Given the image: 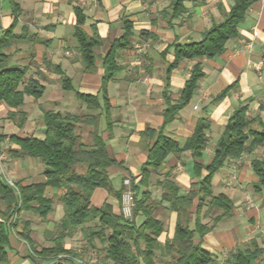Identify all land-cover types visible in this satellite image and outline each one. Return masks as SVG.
<instances>
[{"label":"crops","instance_id":"1","mask_svg":"<svg viewBox=\"0 0 264 264\" xmlns=\"http://www.w3.org/2000/svg\"><path fill=\"white\" fill-rule=\"evenodd\" d=\"M0 1L2 38L4 32L14 25L15 18L7 2ZM255 1L246 20L239 27L238 36L228 41L224 52L213 59L200 60L205 77L200 81L199 89L190 104L165 129L168 137L184 144L193 136L198 121L208 119L212 127L208 133L209 146L203 158L205 164L211 161L215 146L235 110L246 107L253 128L264 130V67L262 71H257L252 66L259 61L264 63V0ZM17 3L20 11L13 34L22 37L12 44L10 63L27 67L28 77L40 79L44 93L38 101L31 98L34 102L25 97L21 110L27 113V121L23 128L16 125L11 132L8 129L0 132L8 136L43 139L44 111L52 110L75 116L101 114L98 132L106 141L109 154L117 161V165L110 167L108 173L115 190L119 191L124 190L122 183L125 178L140 176L146 162V143L142 133L147 128L158 131L163 127L165 96L173 100L180 98L191 69L197 63L183 61L170 72L169 68L175 60L173 46L200 42L206 31L224 21L234 0H187L184 3V14L177 19L172 18L170 0H17ZM4 5L10 12H3ZM78 6L87 15L85 32L92 35L93 28H96L102 41V45L95 50L97 66L93 72L85 71L74 38V8ZM125 20L133 25V48L120 53L118 62L122 71L107 85L111 105L108 120L105 111H88L87 106L77 98L76 92L94 96L100 94L102 58L113 42L123 35ZM141 33H145L144 36ZM64 78L71 80L74 90L63 89ZM230 87L226 97L214 103ZM43 99L44 103L41 102ZM30 103L36 106L37 113L32 109V113L27 110ZM10 111L15 110L0 103V122H4ZM108 122L112 123L110 127ZM83 126L87 130H84L81 142L91 144L94 128ZM5 146L16 147L9 141ZM255 160L264 162V145L238 160L226 163L214 177V194H225L234 203L233 216L221 220L202 241L203 247L216 256V264H226L232 253L246 249L252 242H257L264 250V189L259 188V178L252 166ZM28 163L16 160L13 163L14 171L10 174L17 180L33 183L28 178H31L29 176L34 171L35 176L40 175L35 183L44 182L46 168L34 170ZM193 167L190 151L180 157L171 155L162 170L153 174L152 183L169 175L186 193L197 182ZM100 189L95 190L92 205L100 207L109 203L119 212L121 203L105 189L103 192ZM153 192L154 197L159 199L162 190L156 186ZM62 193L47 190V195L55 200V210L59 211L55 221L64 216V208L59 200ZM167 206L162 205L157 212V217L165 221L167 226V231L160 239L159 255L164 252L165 240L173 237L177 221V214L168 212ZM217 214L219 212L215 216ZM253 264H264V255Z\"/></svg>","mask_w":264,"mask_h":264},{"label":"trees","instance_id":"2","mask_svg":"<svg viewBox=\"0 0 264 264\" xmlns=\"http://www.w3.org/2000/svg\"><path fill=\"white\" fill-rule=\"evenodd\" d=\"M4 1L12 10L15 21L0 38V103L15 110L10 111L6 119L18 120V127L23 128L27 121V113L21 110L25 97L40 100L44 86L40 79L28 77L27 67L10 63L12 44L22 37L13 34L20 7L17 0ZM170 1L172 18L181 17L187 0ZM255 2L234 0L224 21L214 24L203 34L200 42L173 46L175 60L169 68L170 72L183 61L197 63L191 69L180 98L173 100L165 96L163 127L158 131L147 128L142 133L146 143V162L138 178H125L130 180L131 190L135 194L131 219L125 218L121 210L116 212L109 203L100 207L92 205L93 194L98 188L105 189L119 203L123 196V190L116 191L109 177L108 169L117 165V161L109 154L106 141L98 132L101 114L75 116L52 110L44 111L43 139L8 136L0 132V156L7 154L15 160L30 158L46 167L44 182L26 183L25 180H17L13 185L3 179L0 170V264H11L12 236L28 247V258L32 264H77L75 258L81 259L82 256L68 249L65 240L78 229L88 246L100 257V264H216V256L203 247L202 241L221 220L233 216L234 203L225 194H214V177L226 163L238 160L264 145V130L253 128L246 107L235 110L215 146L211 161L205 164L203 158L209 146L208 133L212 127L208 119L198 121L193 136L184 144L168 137L165 129L190 104L199 89V83L205 77L200 60L213 59L224 52L228 41L238 36L239 27ZM1 4L0 1V8ZM74 13L77 48L85 71L93 72L97 66L95 50L102 45V41L96 28H93L92 35L85 32V10L78 6L74 8ZM144 34L141 33V36ZM133 35L132 23L125 20L123 35L113 42L102 58L100 94L94 96L76 92L77 98L87 106L88 111H105L108 120L111 105L107 85L122 71L118 59L121 52L133 48ZM62 86L66 91L74 90L69 78L62 80ZM231 88L225 89L214 103L223 100ZM111 124L108 122L109 127ZM81 125L94 128L91 144L81 142ZM7 141L16 147L6 148ZM188 151L192 153L197 179L188 192H182L169 175L152 183L153 174L162 170L168 157H180ZM252 166L259 178V188L264 189V162L255 160ZM156 186L162 190L159 199L154 197L153 188ZM48 189L63 192L59 200L64 208V216L58 222L55 232L45 233L51 246L39 250L32 239V222L25 219L24 215L31 214L42 221L48 220L55 210V200L47 195ZM164 204L168 205V212L177 214V221L173 237L165 240L164 252L159 255L160 239L167 231V226L165 221L157 217V212ZM263 255L264 250L257 242H252L246 249L232 253L229 262L253 264Z\"/></svg>","mask_w":264,"mask_h":264},{"label":"rangeland","instance_id":"3","mask_svg":"<svg viewBox=\"0 0 264 264\" xmlns=\"http://www.w3.org/2000/svg\"><path fill=\"white\" fill-rule=\"evenodd\" d=\"M3 12L8 13L10 12L9 9L4 5L3 7ZM137 44H135L134 46H136ZM46 98V97H45ZM28 100H32L31 98L28 97ZM44 100L41 101L44 103ZM32 102H34L32 100ZM47 109H52L51 107L48 106H44V108ZM37 111V108L34 104H28L27 106V110L32 113V110ZM44 111V110H43ZM80 113V112H79ZM78 114V113H77ZM1 121V120H0ZM8 122V123H7ZM18 120L16 121H12L9 119H4V122H0V130H5L8 129V132H11L14 128V126L17 125ZM8 125V126H7ZM7 126V127H6ZM87 130V127L83 126L80 127L79 132L82 136H84L85 132L84 130ZM15 159H12L11 157H9V155L4 154V159L1 163V172H2V177L3 179H5L9 184L14 183L17 181V178L15 176H12L10 174L11 171H14V165L13 163L15 162ZM24 161H28L30 163H28V166L31 165V167L34 168V170L38 169H45L46 167L41 164L39 161L37 160H29V159H24ZM35 172L33 171L32 175L35 176ZM29 176L31 178H28L29 181L32 182H37L38 179L40 178V175H36L34 178L33 176ZM36 178V179H35ZM125 182V180H124ZM122 183V186L124 187L123 192H126V187H125V183ZM26 183H28L26 181ZM102 192L105 191L104 189H100ZM123 193V194H124ZM95 203V202H94ZM57 205V203H56ZM95 205H97L95 203ZM59 214V211H54L49 217L47 221H42L39 217L35 216V215H31V214H25L24 218L27 220H30L32 222V239L35 241L36 244V248H38L39 250L43 247H49L51 246L50 241L48 240V238L46 237V232L50 231V232H55L56 226L58 224V222L60 221H55V219L57 218ZM12 240L13 242L11 243V264H30L31 259L28 258L29 256V250L28 247L20 240H18L17 238H14L12 236ZM65 245L68 249H73L74 251H76L79 255L82 256V258H75V261L77 264H100L99 261V256L96 255V253L92 250L91 247L88 246L87 242L84 239V236L81 232L80 229H78L73 236L68 237L65 240ZM228 264L229 261H227ZM226 263V264H227Z\"/></svg>","mask_w":264,"mask_h":264},{"label":"built area","instance_id":"4","mask_svg":"<svg viewBox=\"0 0 264 264\" xmlns=\"http://www.w3.org/2000/svg\"><path fill=\"white\" fill-rule=\"evenodd\" d=\"M137 48H139V47H137ZM252 66L257 71H262V69L264 67V63L262 61H259L257 63H253ZM3 159H4V155H1L0 156V170H1V163H2ZM1 174H2V172H1ZM124 183H125V187H126V192L124 193V195L122 197L121 212L125 218L131 219L132 215H133L135 194L131 190L130 180L126 179ZM10 184L13 185V183H11V182H10Z\"/></svg>","mask_w":264,"mask_h":264}]
</instances>
